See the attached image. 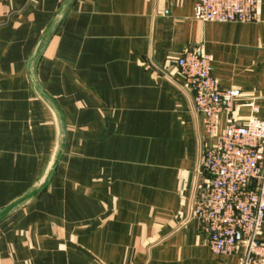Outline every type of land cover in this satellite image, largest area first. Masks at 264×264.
Returning a JSON list of instances; mask_svg holds the SVG:
<instances>
[{
    "label": "crops",
    "instance_id": "1",
    "mask_svg": "<svg viewBox=\"0 0 264 264\" xmlns=\"http://www.w3.org/2000/svg\"><path fill=\"white\" fill-rule=\"evenodd\" d=\"M197 2L0 0V264H240L192 213L212 138L176 61L207 52L221 86L241 90L220 128L251 103L264 119V0L255 21L226 23L196 18ZM69 123L72 143L101 144L92 168H58L13 211Z\"/></svg>",
    "mask_w": 264,
    "mask_h": 264
},
{
    "label": "built area",
    "instance_id": "2",
    "mask_svg": "<svg viewBox=\"0 0 264 264\" xmlns=\"http://www.w3.org/2000/svg\"><path fill=\"white\" fill-rule=\"evenodd\" d=\"M257 13V0H198L195 6L196 18L220 23L253 22ZM176 64L212 138L200 163L209 190L195 200L192 213L216 255L240 253V264H264V119L259 107L251 103L245 122L231 120L220 128L221 115L234 111L241 90L221 86L207 52L186 50Z\"/></svg>",
    "mask_w": 264,
    "mask_h": 264
},
{
    "label": "rangeland",
    "instance_id": "3",
    "mask_svg": "<svg viewBox=\"0 0 264 264\" xmlns=\"http://www.w3.org/2000/svg\"><path fill=\"white\" fill-rule=\"evenodd\" d=\"M57 137L62 141V143H56V145L53 146V149L51 150L46 163H45V169L47 170H53V172L50 174V176L47 177V184H55L56 180L53 177L54 171H56L58 168L60 169H68L69 171L73 168H78L86 170L87 168H92L93 163L88 162L87 157L89 156L92 158L94 154H98L101 152V144L99 145H87V144H74L72 143V137L74 136L73 133L76 132L74 129L70 128V123L68 126V130L66 129H61L59 126L57 127ZM73 132V133H72ZM79 135L82 137H86L87 133L85 129H80L79 130ZM95 134H101V130H95ZM69 137V138H68ZM71 141L70 144H67L66 141ZM78 154V156H76ZM98 162L95 161L94 164L97 165ZM78 165V166H77ZM99 168L100 165H99ZM98 168V169H99ZM71 173L69 172L66 175H70ZM67 180L70 183V178L66 177ZM41 178H38V180L35 182L34 186L39 183V180ZM65 179V178H63ZM59 183H61V180H59ZM66 183V182H64ZM68 183V182H67ZM68 183V184H69ZM33 186V188H34ZM26 207V205H22L19 209L17 210H22Z\"/></svg>",
    "mask_w": 264,
    "mask_h": 264
},
{
    "label": "water",
    "instance_id": "4",
    "mask_svg": "<svg viewBox=\"0 0 264 264\" xmlns=\"http://www.w3.org/2000/svg\"><path fill=\"white\" fill-rule=\"evenodd\" d=\"M51 30H52V26L49 27L48 33H50ZM36 52H38V49L35 50L34 54ZM54 113H55V115H57L55 111H54ZM58 143H62V141H60V139H58ZM52 172H53V170H46L45 174L41 177V179L39 180V183L34 186L31 193L28 196H26V197L15 202V204L13 205V208H14L13 211L19 209L22 205H27L28 203H30L35 198V196L46 186L47 177L50 176V174Z\"/></svg>",
    "mask_w": 264,
    "mask_h": 264
}]
</instances>
